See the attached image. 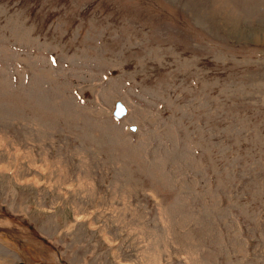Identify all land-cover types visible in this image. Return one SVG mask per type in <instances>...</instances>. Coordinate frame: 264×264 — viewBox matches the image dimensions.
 Listing matches in <instances>:
<instances>
[{
	"label": "rangeland",
	"instance_id": "obj_1",
	"mask_svg": "<svg viewBox=\"0 0 264 264\" xmlns=\"http://www.w3.org/2000/svg\"><path fill=\"white\" fill-rule=\"evenodd\" d=\"M225 5L0 0V264H264V0Z\"/></svg>",
	"mask_w": 264,
	"mask_h": 264
},
{
	"label": "water",
	"instance_id": "obj_2",
	"mask_svg": "<svg viewBox=\"0 0 264 264\" xmlns=\"http://www.w3.org/2000/svg\"><path fill=\"white\" fill-rule=\"evenodd\" d=\"M126 112H127L126 107L120 101L115 102V105L112 111L113 117L119 119L123 117L126 114ZM130 129L134 131V127H130ZM18 264H26V263L20 262Z\"/></svg>",
	"mask_w": 264,
	"mask_h": 264
},
{
	"label": "bare ground",
	"instance_id": "obj_3",
	"mask_svg": "<svg viewBox=\"0 0 264 264\" xmlns=\"http://www.w3.org/2000/svg\"><path fill=\"white\" fill-rule=\"evenodd\" d=\"M221 5H225V2H226V0H217ZM221 7H223V8H225L226 7V5L225 6H221Z\"/></svg>",
	"mask_w": 264,
	"mask_h": 264
}]
</instances>
